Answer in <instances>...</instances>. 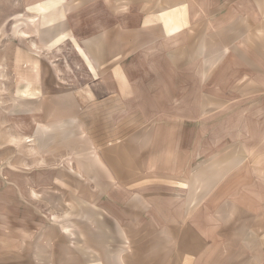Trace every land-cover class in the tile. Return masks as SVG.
<instances>
[{
    "label": "crops",
    "instance_id": "obj_1",
    "mask_svg": "<svg viewBox=\"0 0 264 264\" xmlns=\"http://www.w3.org/2000/svg\"><path fill=\"white\" fill-rule=\"evenodd\" d=\"M75 2L85 7L66 25L54 11L57 1L42 3L53 9L47 24L59 19L62 31L53 25L34 50L56 51L59 35L67 33L85 57L89 78L76 88L63 76L59 82L51 57H39L48 75L33 64V88H23L22 80L31 82L19 77L14 105L19 116L41 113L45 124L17 138L3 131L7 146L16 142L30 152L39 146L38 163L55 170L52 188L65 180V195L76 198L51 203L55 248L42 256L37 238L33 259L264 264V172L259 186L235 188L239 160L228 150L232 139L215 137L233 131V111H219L218 93L205 89L223 80L215 68L228 49L219 48L217 36L244 35L235 28L244 24L239 13L251 3L264 9V0ZM187 84L193 88L180 86ZM206 145L209 156L202 160ZM224 146L219 160L213 153Z\"/></svg>",
    "mask_w": 264,
    "mask_h": 264
},
{
    "label": "rangeland",
    "instance_id": "obj_2",
    "mask_svg": "<svg viewBox=\"0 0 264 264\" xmlns=\"http://www.w3.org/2000/svg\"><path fill=\"white\" fill-rule=\"evenodd\" d=\"M46 1L49 0H0V264H51L48 258L33 259L35 239L41 238V244L38 245L41 255H49L55 248V243L51 244V203H72L76 199L65 195V180H58V186L52 188L51 184L54 182L55 186V180L51 177L55 170L49 163H38L39 146L30 152L28 148L19 149L16 142L7 146L3 139V131L17 138L19 134L28 136L32 125L45 124L41 113L35 117L19 116L14 105L17 101L14 97H17V88L20 86L19 77L31 82L29 85L22 80L23 88H33V64L40 67L43 75H48L40 58L44 60V57H51L58 68V81L61 82L63 76L65 80H70L68 85L74 88L81 86L90 76L85 57L74 51V42L69 41L67 33L59 35L56 51L43 53L34 50V44L43 43L45 33L54 29L53 25H56L58 32L62 31V21L59 19L47 24L45 17L53 9L49 8V4H42ZM54 1L58 2L54 11L64 16L65 25L67 22L73 23L72 17L85 7L74 3L75 0ZM241 14L239 16L245 18L244 24L235 28H243L244 35H234L232 38L227 34L217 36L219 48L228 49L226 53L223 52L224 57L222 60V57L219 58L215 68L223 80L217 85H206L205 89L206 94L211 91L218 93L219 111L229 108V113L233 111V131H220L215 137L219 134L222 139H232L229 144L233 147L231 149L228 145V150L232 151L235 160H239L233 170L235 188H255L259 186L258 173L264 172V83H259L264 82V34L259 32V25L264 24V9H257L255 3L245 4L244 15ZM221 28L219 25V34ZM19 55L22 56L19 58ZM26 55L31 57L28 61L31 64L25 63ZM62 84L66 85V81ZM180 86L193 88V85L188 84ZM207 107H211V102H207ZM201 119L208 120L209 116ZM223 119L224 123L225 117ZM209 138L210 132H207L203 141ZM205 148L200 156L202 160L209 156V145ZM213 154H217L220 160L225 155V146L219 147ZM64 166L62 163L61 168ZM252 176L256 180L249 178Z\"/></svg>",
    "mask_w": 264,
    "mask_h": 264
}]
</instances>
